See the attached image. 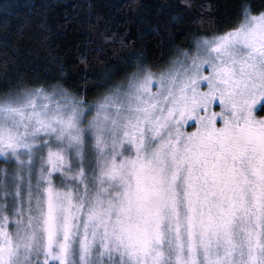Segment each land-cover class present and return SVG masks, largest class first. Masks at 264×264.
I'll return each mask as SVG.
<instances>
[{
    "label": "snow or ice",
    "instance_id": "snow-or-ice-1",
    "mask_svg": "<svg viewBox=\"0 0 264 264\" xmlns=\"http://www.w3.org/2000/svg\"><path fill=\"white\" fill-rule=\"evenodd\" d=\"M221 23L92 101L0 94V264H264V6Z\"/></svg>",
    "mask_w": 264,
    "mask_h": 264
},
{
    "label": "trees",
    "instance_id": "trees-1",
    "mask_svg": "<svg viewBox=\"0 0 264 264\" xmlns=\"http://www.w3.org/2000/svg\"><path fill=\"white\" fill-rule=\"evenodd\" d=\"M249 2L264 6V0ZM238 3L0 0V94L8 89L52 88L60 83L92 101L133 70L124 57L140 56L144 64L159 72L169 66L180 49L189 47L193 37L229 26L221 20L234 19ZM201 16L214 22L201 23ZM0 164L11 171L4 160Z\"/></svg>",
    "mask_w": 264,
    "mask_h": 264
},
{
    "label": "rangeland",
    "instance_id": "rangeland-1",
    "mask_svg": "<svg viewBox=\"0 0 264 264\" xmlns=\"http://www.w3.org/2000/svg\"><path fill=\"white\" fill-rule=\"evenodd\" d=\"M49 90H51L52 88H48ZM216 110L218 111L219 109L218 108H216ZM258 114V113H257ZM258 115H260V114H258ZM261 115H264V112H263V114H261ZM190 130V129H189ZM0 160H4V158L3 157H0ZM5 161V160H4ZM3 165L1 166V164H0V177H2V175H3ZM0 195H2V193H0Z\"/></svg>",
    "mask_w": 264,
    "mask_h": 264
}]
</instances>
